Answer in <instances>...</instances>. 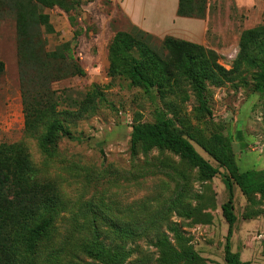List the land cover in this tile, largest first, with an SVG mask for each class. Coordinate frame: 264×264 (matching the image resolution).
<instances>
[{"label": "rangeland", "instance_id": "rangeland-1", "mask_svg": "<svg viewBox=\"0 0 264 264\" xmlns=\"http://www.w3.org/2000/svg\"><path fill=\"white\" fill-rule=\"evenodd\" d=\"M2 1L0 143L22 145L37 179L54 187L60 200L52 220L58 240L79 238L85 226H141L147 228L145 234L114 240L130 249L125 264H226L228 223L222 206L229 193L215 137L230 141L240 171L264 170V94L254 89L257 69L242 67L221 85L204 80L207 112L193 82L179 68L185 58L166 49L164 39L131 26L112 0H67V11L43 8L49 67L55 76L68 75L50 84L54 109L46 110L45 117L46 123L57 118L66 133H53L44 147L46 129L30 133L25 128L16 16ZM193 1L195 17L205 19V42L177 40L213 51L216 62L233 71L241 32L264 22V0ZM117 32L141 40L143 50L133 47L129 53L157 79L159 90L135 86L123 73L111 74L109 46ZM74 67L82 73L69 74ZM159 115L218 169L217 175L204 177L168 150L144 153L140 145L131 150L133 126L154 124ZM233 212L232 251L243 262L264 264V198L247 197L234 184Z\"/></svg>", "mask_w": 264, "mask_h": 264}, {"label": "trees", "instance_id": "trees-1", "mask_svg": "<svg viewBox=\"0 0 264 264\" xmlns=\"http://www.w3.org/2000/svg\"><path fill=\"white\" fill-rule=\"evenodd\" d=\"M2 5L16 16L17 55L24 95L25 128L27 132L34 133L38 128L44 127L46 135L42 139V145L47 147L52 142L53 133H66L57 118H53L50 123L45 121L46 110L54 109L52 96L49 95L50 84L68 75L55 76L56 70L49 67L40 10L58 7L67 11V0H3ZM195 10L193 0H180L179 16L195 17ZM44 20L49 21L47 16ZM46 25L52 32L53 28L48 23ZM140 43L141 40L129 33L117 32L109 46L110 72L125 74L133 85L145 90H159L157 79L142 66V62L131 57L129 53L133 47L143 50ZM162 43L166 49L185 58L186 62H182L179 68L193 82L201 106L207 112L209 110L205 102L204 80L221 85L231 81V73L242 67L257 69L259 79L256 80L254 89L264 94V22L241 32L239 51L231 72L216 62L217 56L213 51L197 44L178 41L173 37H165ZM64 47L68 57L72 58L69 46ZM146 56L151 61L156 59L154 55L152 58ZM2 73L0 64V76ZM81 73V69L74 67L69 74ZM43 92H46V96L32 94ZM30 93L33 96L32 101L31 96H28ZM215 140L216 158L227 171L224 183L229 193L222 206L223 216L228 223L225 263L248 264L241 261L240 254L231 249L230 239L236 223L233 185H237L247 197L259 194L264 198V170L240 171L235 163L230 141L224 136H216ZM137 145H140L144 153L152 149H164L179 154L206 178H213L218 174V169L205 160L187 139L171 129L170 122L163 115H159L154 124L133 126L131 150L134 151ZM59 201L54 187L37 179V169L22 145L0 143V264H125L130 257V249L127 251L125 245L115 244L114 240L133 239L148 231L141 226L91 225L82 228L79 238L67 235L58 240V227L53 225L52 220Z\"/></svg>", "mask_w": 264, "mask_h": 264}, {"label": "crops", "instance_id": "crops-1", "mask_svg": "<svg viewBox=\"0 0 264 264\" xmlns=\"http://www.w3.org/2000/svg\"><path fill=\"white\" fill-rule=\"evenodd\" d=\"M131 25L155 37L203 45L205 19L178 15L180 0H112Z\"/></svg>", "mask_w": 264, "mask_h": 264}]
</instances>
